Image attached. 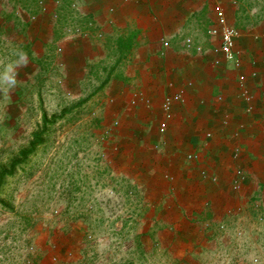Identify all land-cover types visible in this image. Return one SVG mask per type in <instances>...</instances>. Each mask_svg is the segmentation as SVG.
Returning <instances> with one entry per match:
<instances>
[{
    "label": "crops",
    "instance_id": "obj_1",
    "mask_svg": "<svg viewBox=\"0 0 264 264\" xmlns=\"http://www.w3.org/2000/svg\"><path fill=\"white\" fill-rule=\"evenodd\" d=\"M3 1L0 16L5 10ZM221 1L233 8L230 21L241 30L235 49L241 53L253 96L249 105L239 98V70L223 60L219 66L212 64L219 54L213 52L217 40L209 34L212 14L205 0H78L73 6L86 21L80 27L64 26L55 49L58 65L65 69L70 64V71L73 64L83 61L87 73L108 58H113L111 64L116 67L125 61L130 81L107 86V110L112 113L111 122L115 116L121 120L116 128L144 131L136 135L130 130L118 137L125 146L115 157L119 154L121 168L128 167L129 173L122 174L117 166L108 170L110 175H123L136 188L137 206L142 209L138 220L144 226L134 238L138 244L149 241L151 249L170 257V264H202L201 259L220 252L221 244L233 247L232 238L239 237L241 230L233 229L232 221L264 223V37H254L264 32V18L235 24L244 10L242 1ZM55 6L54 0H38L34 12L19 11L29 15L32 24L38 20L46 31L57 23ZM32 15L37 16L35 20L30 19ZM131 33L130 51L120 57L118 50L110 48V40ZM161 39L169 45L163 47ZM186 39L191 40L188 49ZM101 67L108 71V82L115 67ZM78 68L73 71H79L77 78H82L85 70L82 65ZM136 83L142 85L149 105L138 101L130 106ZM176 91H182L185 100L173 106V118L160 140L162 151L153 150L161 118L158 102L163 94ZM149 130L153 136L147 140ZM194 149L199 150V160L184 161L181 152ZM236 165L245 174L239 192L228 187ZM201 170L216 180L202 177ZM227 208L234 212L228 213Z\"/></svg>",
    "mask_w": 264,
    "mask_h": 264
},
{
    "label": "rangeland",
    "instance_id": "obj_2",
    "mask_svg": "<svg viewBox=\"0 0 264 264\" xmlns=\"http://www.w3.org/2000/svg\"><path fill=\"white\" fill-rule=\"evenodd\" d=\"M4 1L0 264H170V257L151 249L149 241L138 244L134 238L144 226L138 220L142 209L137 206L136 188L108 170L117 166L122 174L129 173L128 167L121 168L119 154L115 157L125 146L118 137L130 130L136 135L144 131L113 127L107 110V86L130 81L125 61L116 67L113 58L102 60L90 73L84 61L75 62L72 71L70 64L63 69L55 51L57 39L64 26L80 27L86 21L73 6L78 0H54L57 23L46 31L38 20L32 24L29 15L19 11L34 12L38 0ZM241 1L244 10L235 24L264 18V0ZM80 65L85 73L77 78L79 71L73 69ZM105 65L115 67L108 82V71L101 67ZM136 84L133 91H144ZM126 93L120 94L126 97ZM145 134L147 140L153 136L150 130ZM162 136L154 141L153 150L162 151ZM231 226L241 230L232 238L233 247L221 244L219 253L200 258L202 264H234V260L264 264V223L243 220L232 221Z\"/></svg>",
    "mask_w": 264,
    "mask_h": 264
},
{
    "label": "built area",
    "instance_id": "obj_3",
    "mask_svg": "<svg viewBox=\"0 0 264 264\" xmlns=\"http://www.w3.org/2000/svg\"><path fill=\"white\" fill-rule=\"evenodd\" d=\"M124 2H131L137 0H123ZM146 1V0H144ZM208 4V7L212 14L211 25L209 26V34L214 39L217 40L216 46L213 48V52L219 54L218 57H215L212 64L213 66H219L221 61L231 62L235 70H239L236 76L237 87L239 88V98L244 101L246 104H251L252 93L251 89L247 85V75L242 70V60L241 53L235 49L236 41L241 34V30L234 25L233 21H230L229 16L232 14V7L227 6L221 0H205ZM43 2L40 1L41 5ZM234 1L231 2V5L234 6ZM112 7L109 8V11H112ZM31 20H35L36 16H30ZM257 36L264 37V32L261 34H255ZM161 45L167 47L168 41L161 39ZM185 49L191 47V40L186 39L184 42ZM200 50V48H197ZM220 56V57H219ZM191 82H187V86H191ZM130 100V106H135L138 104V101H142L149 105V98L145 95L144 91L136 90L133 92ZM185 100L184 94L182 91H176L173 93L163 94L158 102L159 109L161 112V118L157 124V133L164 134L168 128L170 120L173 118L174 110L173 106L175 103H182ZM250 108V107H249ZM121 120L118 117H114L112 125L114 127L119 126ZM184 161L186 162H197L200 158L199 150H188L181 152ZM231 180L229 182V189L233 192H239L241 189V183L245 179V174L242 168L239 165H236L232 171ZM200 175L202 177H209L212 181L216 180L215 176L207 174L206 170H201ZM228 213L234 212L233 209L227 208ZM235 211H237L235 209ZM223 228V225L219 226ZM241 232L237 234L240 235Z\"/></svg>",
    "mask_w": 264,
    "mask_h": 264
},
{
    "label": "trees",
    "instance_id": "obj_4",
    "mask_svg": "<svg viewBox=\"0 0 264 264\" xmlns=\"http://www.w3.org/2000/svg\"><path fill=\"white\" fill-rule=\"evenodd\" d=\"M132 38H133L132 33L128 34V36L127 35L125 36L124 34L118 35L115 39L110 40V43L112 45V46L110 45V48L112 50H114V49L118 50V54L121 55L120 57H123L127 52L130 51L131 44L133 43ZM27 152H29V150ZM4 183H5L4 180H2L0 177V187Z\"/></svg>",
    "mask_w": 264,
    "mask_h": 264
}]
</instances>
